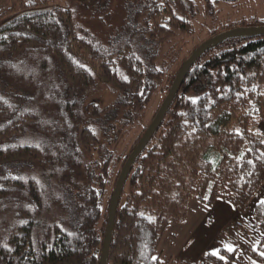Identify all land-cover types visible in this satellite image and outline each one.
Segmentation results:
<instances>
[{
    "label": "trees",
    "instance_id": "16d2710c",
    "mask_svg": "<svg viewBox=\"0 0 264 264\" xmlns=\"http://www.w3.org/2000/svg\"><path fill=\"white\" fill-rule=\"evenodd\" d=\"M55 1L0 0V264H99L116 181L182 65L223 32L264 27L255 17L220 22L211 0H203L206 38L187 51L194 0H123L134 28L124 42L108 36L103 44L81 36L76 9ZM70 1L97 10L109 2ZM221 44L228 47L186 73L134 161L106 264H188L163 262L158 249L170 226L186 222L189 202L210 208L222 201L246 213L264 185V36ZM100 85L118 96L104 114L124 112L106 142L89 123L100 111L82 106ZM158 92L164 98L156 113L119 154ZM251 220L261 235L256 244L241 253L235 242L234 252L220 246L225 260L206 253L198 264H264L253 251H264V204L254 206Z\"/></svg>",
    "mask_w": 264,
    "mask_h": 264
},
{
    "label": "rangeland",
    "instance_id": "374dc122",
    "mask_svg": "<svg viewBox=\"0 0 264 264\" xmlns=\"http://www.w3.org/2000/svg\"><path fill=\"white\" fill-rule=\"evenodd\" d=\"M197 5L198 16L196 21L194 22L195 33L192 37L187 38V51H191L201 40L206 38L205 32L201 31L202 24L208 21L205 20L204 12H203V0H194ZM215 0H211L212 5L214 7V11L219 13L220 22L234 23L240 21L242 19H249L251 17L257 18V20H264V0H244L238 3L234 2H220L216 3ZM55 5L61 7H69L72 9H76L77 14L75 17V22L77 24L78 33L81 36H88L94 39L99 40L101 43L107 41L109 39H115L117 42H124L127 38L129 32L134 28V24H132V20L128 19V14L126 13L125 5L126 3L123 0H109L106 6L101 8L100 10L94 8H79L78 5L70 0H56L54 2ZM7 7V5H5ZM241 43H244L241 41ZM227 45H217L208 49L199 59V62L202 63L209 59L211 56L216 54L219 50L227 48ZM43 59L35 58L34 64L40 65ZM50 69H54L50 67ZM164 98V94L162 92H158L157 96H155L152 100L150 107L147 109V114L145 121L142 123V126H139L132 130L128 136H126L121 145L118 146V153H126L131 147L132 144L136 141V139L140 136L143 127L151 120V118L156 113L158 107L160 106L162 100ZM118 100L117 93L112 91L110 88L105 86H97L94 88L92 92H90L86 98L83 99L82 106L83 111L90 104L97 107L98 111H100V115L98 119L94 121H90L94 129L97 131L99 135V139L103 142H106L107 139L111 137V127L112 125L120 128L122 124V112L121 110L115 112L114 118H109L106 114H104V110L108 107L115 105ZM83 116H86L83 113ZM111 119V120H110ZM258 130L264 133V123H261L258 126ZM112 147V146H111ZM110 147V148H111ZM112 188H109V192H111ZM125 198V197H124ZM249 204L248 210L251 209L255 202L251 201ZM105 204V201H104ZM254 208V207H253ZM207 216H210V221L206 223V228L200 229L199 233H201V238L196 237L200 243L195 242L196 248L195 251L199 254L200 252H204L205 254H210L214 251L216 244L211 241V236H215L217 231L221 230L219 228H224L225 226V217L216 216L213 212H207ZM244 217V216H243ZM242 229L244 228L248 231V224L245 221L238 220ZM234 220V223H238ZM101 226V223L99 224ZM252 234V231H250ZM225 236L229 238L230 245L232 242H235L237 245L238 251L242 249L244 246V242L253 243V236L249 235L251 241H247L245 235L239 233L234 234L231 232V229L225 230ZM244 239V242H243ZM194 243V242H193ZM192 243V244H193ZM226 245V243H225ZM235 245V246H236ZM249 246V245H246ZM165 259L164 257H162ZM169 260V259H168ZM167 260L163 261L166 262Z\"/></svg>",
    "mask_w": 264,
    "mask_h": 264
},
{
    "label": "crops",
    "instance_id": "0c3cea01",
    "mask_svg": "<svg viewBox=\"0 0 264 264\" xmlns=\"http://www.w3.org/2000/svg\"><path fill=\"white\" fill-rule=\"evenodd\" d=\"M254 200L256 203H254L251 209L246 213L236 212L228 204L222 201H217L213 207L210 208L205 207L195 201H190L187 206L186 222L181 225L170 226L165 232L158 249V255L160 256V259L162 261L175 259L188 264H198L201 262L205 253L200 252L201 254H199L195 251V242L200 243L198 240H196L197 236L199 239L201 238V233H199V230L206 228L207 221H210V216H207V212H213V214L216 216L225 217L224 220L226 224L224 228H219L221 230L217 231L215 236L210 237L211 241H213L217 247L214 249V251L218 252L220 246L225 249L227 246H231L232 248L236 247L233 242L230 245L229 238L225 236V230L227 229H231V232L234 234L241 233L235 226H239L240 229L246 233L245 237L248 239L247 241H251L250 239L252 238H250L249 235H252L253 243L256 244L260 240L261 235L253 228L251 212L255 205L261 203V201H264V185L262 186L259 194L252 201ZM234 220L237 222L240 220L241 223L242 221H245L248 226L250 225L248 227V231H246L244 228L242 229V226L239 222L234 223ZM250 231H252V234ZM243 245L244 246H242V249L239 250L240 253L246 248V245H250V243L244 242Z\"/></svg>",
    "mask_w": 264,
    "mask_h": 264
},
{
    "label": "water",
    "instance_id": "95a60500",
    "mask_svg": "<svg viewBox=\"0 0 264 264\" xmlns=\"http://www.w3.org/2000/svg\"><path fill=\"white\" fill-rule=\"evenodd\" d=\"M224 2H236L239 0H220ZM264 36V27H250V28H237L232 29L226 32H223L212 39L205 41L201 44L189 57V59L182 65L181 69L179 70L166 98L164 99L161 107L159 108L154 120L149 125L145 133L143 134L142 138L140 139L137 147L133 150V152L128 157L125 165L120 172V175L116 181L112 196L110 198V202L108 205V217L106 223V231L105 237L102 247V252L100 256L99 264H106L109 247L111 243V236L113 231L114 219H115V212L118 205V201L123 189V185L127 179V176L130 172V169L136 160V158L140 155L143 149L146 147L156 130L161 124V121L167 112L170 104L172 103L175 95L177 94L182 81L189 71V69L194 65V63L211 47L220 45L226 40L235 39V38H255V37H262Z\"/></svg>",
    "mask_w": 264,
    "mask_h": 264
},
{
    "label": "snow or ice",
    "instance_id": "6c2138e0",
    "mask_svg": "<svg viewBox=\"0 0 264 264\" xmlns=\"http://www.w3.org/2000/svg\"><path fill=\"white\" fill-rule=\"evenodd\" d=\"M28 2H29V3H32L33 0H28ZM3 39H7V37H3ZM192 102H193V103H196L195 100H193ZM261 155L264 156V153H262ZM249 163H252V162L249 161ZM261 204H264V201H261ZM226 250H227L228 252H234V248H232L231 246H227ZM253 251H258V254H259L261 257H264V251H259V250H258L257 248H255V247L253 248ZM209 255L214 256V257H217V258L220 259V260H225V257L221 256V255L219 254V252H217V251H213V252H211ZM153 259L155 260L156 258L153 257ZM253 264H255V262H253Z\"/></svg>",
    "mask_w": 264,
    "mask_h": 264
}]
</instances>
